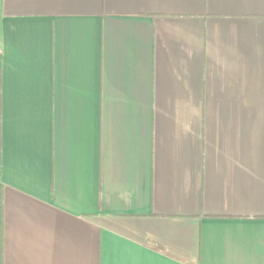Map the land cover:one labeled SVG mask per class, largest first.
<instances>
[{
    "label": "crops",
    "instance_id": "crops-1",
    "mask_svg": "<svg viewBox=\"0 0 264 264\" xmlns=\"http://www.w3.org/2000/svg\"><path fill=\"white\" fill-rule=\"evenodd\" d=\"M0 264H264V0H0Z\"/></svg>",
    "mask_w": 264,
    "mask_h": 264
}]
</instances>
